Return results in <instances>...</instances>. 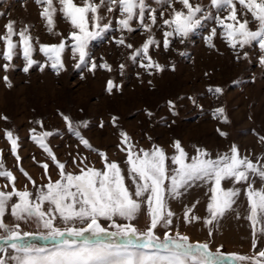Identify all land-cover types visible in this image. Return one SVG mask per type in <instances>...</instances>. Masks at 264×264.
I'll list each match as a JSON object with an SVG mask.
<instances>
[{
  "label": "snow or ice",
  "instance_id": "6c2138e0",
  "mask_svg": "<svg viewBox=\"0 0 264 264\" xmlns=\"http://www.w3.org/2000/svg\"><path fill=\"white\" fill-rule=\"evenodd\" d=\"M34 2L41 8L40 16L48 33L59 40L41 43L39 37L31 35V25L17 28V21L9 19L4 33L0 34L4 46L0 58L5 61L0 65L4 73L0 80L8 89L13 87L7 73L15 67L12 63L15 57L24 61L22 71L25 74L38 65L41 73L50 68L59 77L68 71L66 53L75 62L74 69L93 76L99 69L112 73L113 65L103 58L98 63L90 48L93 41L103 39L113 30V21L105 22L102 9L113 14L115 30L121 33L119 38H114L115 45L130 50L127 59L148 77L166 71V66L154 58L155 53L172 50L181 57L186 56L174 44L190 42V37L209 20L213 22L205 36L209 48L219 51L214 43L219 38L232 50L237 62L246 60L249 63L252 62L251 53L258 51V64L264 67V0H209L207 5L202 0ZM58 14L71 27L67 35L56 31ZM5 16L6 13L0 11V17ZM137 30L145 34V39L141 45L134 46L124 33ZM37 53L44 57L42 61L34 58ZM126 67V63L121 62L115 71L124 76ZM167 70L175 72V63L171 62ZM136 75L143 84L142 73ZM80 79H85L84 75ZM147 83L154 87L152 79ZM123 87L122 83L109 78L105 90L111 95L114 90L122 93ZM207 91L217 98L223 95V89L218 86H209ZM187 99L202 109L195 97ZM167 106L172 116L179 115L176 101L168 100ZM145 113L149 119L154 115L147 109ZM58 114L79 144L99 157L102 167L97 168L79 152L74 156L69 153L72 156L70 164L62 162L48 143L54 132L45 129L44 121L37 119L30 123L40 131L37 127L31 128L30 138L46 153L58 177L53 179L48 162L36 161L33 156V161L43 169L41 180L46 181L38 184L20 165V137L11 129H3L10 152L28 183L23 190L17 187V178L6 168L3 150H0V178L7 181L0 190V241L13 253L9 254V248H0L5 256L0 264H264V248L257 250L256 239L257 234L264 237V153L254 160L249 154H242L236 144L215 156L206 148L193 144V152L189 153L181 140L174 139L170 145L173 153L169 155L155 142L148 148L140 146L125 130L119 129L117 149L125 156L121 163L110 159L107 152L94 148L82 134L81 129L88 128L89 121H74L70 115ZM213 116L224 124L230 123L224 107L215 108ZM0 120L8 122L9 117L0 115ZM118 121V116H111L112 127L119 128ZM99 127H105L103 120ZM217 132L227 139V132L220 128ZM147 140L151 142L152 137L147 136ZM259 141L264 144V136H260ZM69 167L74 171H68ZM257 181L260 187L256 186ZM193 187H206L208 215L201 218L195 214L197 200L186 206L183 216L178 217L171 202L180 200ZM242 193L248 206L246 218L253 229L251 254H225L221 250L223 246L212 251L208 242H193L180 231V221L192 224L203 219L211 236V226L234 211L233 206ZM142 215L147 217L144 229L133 223ZM6 217H11V221ZM21 223L34 225L35 231L23 230ZM37 239L50 241L52 246L40 247L30 242Z\"/></svg>",
  "mask_w": 264,
  "mask_h": 264
},
{
  "label": "rangeland",
  "instance_id": "374dc122",
  "mask_svg": "<svg viewBox=\"0 0 264 264\" xmlns=\"http://www.w3.org/2000/svg\"><path fill=\"white\" fill-rule=\"evenodd\" d=\"M202 3L207 5L209 0H202ZM153 7L158 6L153 4ZM0 11L6 13L5 17H0V34L4 33V25L11 19L17 21V28L23 24L31 25V35L39 37L41 43L58 42L59 37L48 33L45 21L40 16L41 8L34 0H0ZM101 11L105 22L113 21V30L103 39L93 41L90 48L98 63L103 58L113 65L112 73L99 69L93 76L86 71L74 69L75 62L66 53L68 71L62 72L59 77L50 68L41 73L38 65L25 74L22 71L24 61L15 57L12 62L15 67L7 73L13 87L8 89L0 80V115L9 117L8 122L0 120V150H3L6 168L17 178L19 189L23 190L28 181L17 167L15 157L10 152V144L4 138L3 129H11L20 137V165L38 184L46 181L41 180L43 169L33 161V156L36 161L48 162L49 173L53 179L58 178L57 170L48 160L46 153L30 138L31 128L37 127V131H40L38 126L30 123L37 119L44 121L45 129L54 132L48 143L62 162L70 164L72 156L69 153L74 156L79 152L87 156L97 168L102 167L99 157L79 144L68 131L59 112L70 115L74 121H89L88 128L81 129L82 134L94 148L107 152L110 159L121 163L125 156L117 149L120 141L119 129L125 130L140 146L148 148L150 143L155 142L163 146L169 155L173 153L170 145L174 139L181 140L189 153L193 152V144L206 148L214 156L218 152L228 151L231 144H236L242 154H249L254 160L256 156L264 153V144L259 141V137L264 136V67L258 64V51L251 53L252 62L249 63L246 60L237 62L232 50L219 38L214 41L219 51L209 48L205 42V36L213 26V22L209 20L205 22L204 28L197 30L190 37V42L174 44V47L184 51L186 56L181 57L178 52L172 50L155 53L154 58L166 66V71L155 77H148L143 75L142 69L127 59L130 50L115 45L114 38H119L121 33L115 30L113 14L103 9ZM56 31L65 35L71 31L69 23L60 18L59 14L56 18ZM124 36L134 46L141 45L145 39V34H141L139 30L124 33ZM157 38H161L159 33ZM3 48L0 42V52ZM34 58L41 61L44 59L39 53ZM121 62L127 65L124 76L115 71ZM171 62L176 65L175 72L167 70ZM3 63L5 61L0 58V65ZM137 72L142 73L143 84L137 78ZM3 75L0 70V77ZM81 75H84L85 79H80ZM109 78H114L117 83L124 85L122 93L114 90V93L109 95L106 92V81ZM149 79L153 80L154 87L147 83ZM236 81L239 83H235ZM209 86L222 88L223 95L218 98L213 96L207 91ZM189 96L195 97L202 109L194 106L187 99ZM182 97L184 99H181ZM168 100L176 101L178 116L171 115L167 106ZM217 107L225 108L230 123L224 124L213 116ZM145 109L154 113L151 119L146 115ZM113 115L119 117V128L111 125ZM101 120L104 121V128L99 127ZM217 128L228 133L227 139L218 134ZM147 136L152 137L151 142L147 140ZM67 170L74 171L71 167ZM5 183L6 179L0 178V190H3ZM227 186L230 187L231 184L228 183ZM256 186L260 187L259 181ZM204 188L193 187L185 194L190 195L189 201H195L202 196ZM7 190H10V186ZM29 190H32L31 185ZM233 207L234 211L226 213L216 223L219 227L217 231L222 229L220 237L217 238V242L222 244L218 248L223 246L221 250L225 254H251L254 236L251 222L246 218L248 206L243 193ZM6 219L11 221V217ZM133 223L144 229L147 217L142 215ZM21 227L25 231H35V226L31 224L21 223ZM256 239L257 250L264 248V237L257 234ZM30 242L40 247L52 246L50 241L37 239ZM0 248L9 246L0 241ZM9 254H13L10 248ZM2 258L5 256L0 252V259Z\"/></svg>",
  "mask_w": 264,
  "mask_h": 264
},
{
  "label": "crops",
  "instance_id": "0c3cea01",
  "mask_svg": "<svg viewBox=\"0 0 264 264\" xmlns=\"http://www.w3.org/2000/svg\"><path fill=\"white\" fill-rule=\"evenodd\" d=\"M205 193L206 187L204 188L202 196H199L195 201H189L190 195L188 194H184L180 200H173L171 202L173 211L177 214L178 217H182L185 211V207L191 206L198 200L199 204L196 205L195 214L199 215L201 218L207 217L208 213L206 211V204L208 198ZM179 223L180 231L182 233H186L193 242H208L212 251L218 249L219 245L222 244V242H217V238L220 237L222 229L220 230V232L217 231V228L219 227H217L216 223L211 226L213 229V234L211 236L208 235L209 226H206L204 224L203 219L200 222H194L192 224H184L182 221H180Z\"/></svg>",
  "mask_w": 264,
  "mask_h": 264
}]
</instances>
